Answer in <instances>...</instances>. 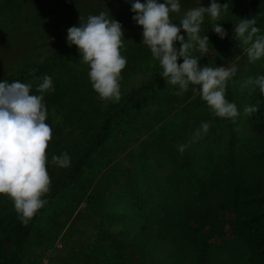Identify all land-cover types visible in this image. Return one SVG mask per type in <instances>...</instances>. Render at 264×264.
Here are the masks:
<instances>
[{
  "label": "rangeland",
  "instance_id": "1",
  "mask_svg": "<svg viewBox=\"0 0 264 264\" xmlns=\"http://www.w3.org/2000/svg\"><path fill=\"white\" fill-rule=\"evenodd\" d=\"M132 2L135 0H0V74L8 66H19L18 69L22 70L29 64L28 68H39L48 58L60 57V50L56 48L52 51L51 46L44 50L35 48L33 56L32 51H27L28 48L32 49L37 34L42 38L45 36L48 41L67 39V30L86 22L89 15L108 12L109 18L121 24L124 39L142 36V28L132 20L135 15L131 11ZM140 2L144 3L145 0ZM202 4L203 7L209 6L205 2ZM251 6V10L247 11L245 9L249 5H227L215 23L223 24L225 30L227 25L236 26L240 19H251L253 16L257 22L255 26L260 29L257 35H264V24L258 23V19H264V11L260 12L261 8L256 5ZM180 7V13L173 14V23L178 24L176 20L188 10V5ZM205 17L213 23L209 16ZM226 42L230 43L224 44ZM35 46H41V43ZM247 47L233 32L224 39L219 38L216 46L208 47L207 54L199 52L196 55L201 59V66H234L237 69L227 82L225 91V98L234 103L240 113L235 122L216 117L202 101L198 91L188 99L187 92L177 95L178 86L169 85L166 81L162 87L166 94L158 99L157 106L145 108L146 104L136 103L135 108L129 107V111L121 115L119 131L109 138L103 149L99 148L90 156L87 170L80 181L78 178L69 182L62 193L40 209L26 226L17 220L9 249L0 264H58L60 259L55 252L64 244L66 228L52 235L50 224L58 213L59 203L66 201L62 194L69 187L79 185L83 188L86 183H89V188L86 189L85 198L91 200L94 209L102 213L103 204L111 207L112 215L105 216L107 224L122 226L126 237L146 230L152 232L154 237L163 235L165 243L170 244V240L175 243L171 257L175 258L180 250L185 251L182 264L192 263H188V247L178 239V225L185 240L198 246L199 258L204 264H210L215 258L214 248L220 254L227 255V259L222 257L229 264H262L256 245L238 227L249 212L259 207L258 200L250 194L264 188V112L257 117L253 113L244 115V108L257 106L258 97L262 98V95L258 88L253 90L249 86L242 90L241 87L249 78L264 75V58L250 63ZM27 54L31 57L29 63H26ZM26 72L23 73L24 77H32V72ZM6 73L4 81L7 79L8 83L18 81L20 77L18 71L8 70ZM174 97L178 101L172 107L170 102L174 101ZM152 108L156 111L161 109L157 115H152L151 122L154 124L153 131L158 132L159 136L153 140L148 139V134L130 137L134 127L138 128L144 119L150 117L146 113ZM203 124L208 125L206 132ZM171 133L177 142L172 139L164 141L160 136L166 137ZM180 145H187L182 154L178 150ZM110 153L111 157L107 156ZM125 169L127 175L124 179L120 177L117 188L132 186L135 173L139 178H151L152 184L140 197L129 194L120 197L118 193L102 202L104 190L103 183L97 184L99 177L103 174V180L106 179V186H109L114 184L113 178L119 177L118 174ZM97 171L99 174L93 177ZM155 175L160 179L159 187L153 185L157 184L152 181ZM197 184L201 185L200 191ZM6 199L0 196V203ZM86 199L79 207L87 204ZM59 209L62 211L61 207ZM115 209H120L121 215ZM77 211L70 216L71 221L76 219ZM3 230L2 225L0 239L6 233ZM114 230L109 234L110 239L118 233L117 229ZM152 251L157 252V247H153ZM89 259L82 255V260L78 258L73 264H87L86 260ZM156 260H160V264H170L160 257Z\"/></svg>",
  "mask_w": 264,
  "mask_h": 264
},
{
  "label": "trees",
  "instance_id": "2",
  "mask_svg": "<svg viewBox=\"0 0 264 264\" xmlns=\"http://www.w3.org/2000/svg\"><path fill=\"white\" fill-rule=\"evenodd\" d=\"M158 2L163 3V0H158ZM202 2H205V5L210 4L208 0H180L179 4L180 6L188 5L189 10L197 7L196 5H203ZM217 2L221 5L225 3L227 5H249L245 9L247 11L251 10V5H256L258 8H261V10H257L260 12L264 11V0H217ZM173 14H170L172 22H174ZM221 19L223 20L224 18ZM225 20L228 21L226 18ZM225 20L224 22H226ZM258 23L264 24V19H258ZM222 25L220 24L221 27ZM201 26H203L200 32L201 36H212L211 39L208 38V47L216 46L219 36L212 31L213 23H210V20L204 17ZM234 28L235 26L227 25L225 27L226 33L232 34ZM210 30L212 33H210ZM37 35L38 38L33 40L32 49L28 48L27 52L32 51L33 56L35 48L44 50V48L46 49L51 46L52 51H55L56 48L60 50V57H56V59L48 58V60L42 62L39 68H33V66L28 68L29 64L22 65L24 66L22 70L18 69L19 66L13 68H9L8 66L5 72L2 75L0 74V82L4 81L7 75L6 71H18V76L20 77L17 80L21 83H31V94L39 95L36 88L42 82L40 78L44 75L52 78L54 91L46 93L44 96V103L47 107L46 123L51 126L53 134L52 140L46 150L48 157L47 171L51 178V185L49 193L43 197L48 201L47 204H49L53 202L57 194L62 193V189L69 182L76 181L78 178L79 181L81 180L82 174L87 170L86 167L88 166L90 156L99 148L103 149L109 138L119 131V127L121 126L119 119L122 117V114L129 111V107L135 108L139 103L146 104L145 108H151L156 105L158 99L166 94V92L163 93L162 91L163 83L166 80L161 76L162 69L159 66V61L155 60L151 55L150 49L142 44V36L134 39L132 37L126 38L120 49L121 55L127 60L126 67L121 73V100L118 103L102 102L91 86L88 76L90 69L88 65L81 62L82 58H80L77 48L74 45L69 47L67 39L61 41L52 39L48 41L45 36L42 38L39 34ZM180 35L186 34L181 31ZM38 43H41V46L36 47L35 44ZM227 43L229 44L230 42L224 44ZM175 47L177 50L179 49V42H176ZM67 52L69 54H65ZM198 53V51H193L192 55L198 58L196 56ZM27 60L28 62L26 63H29L31 60L29 55L27 56ZM200 61L201 59H199ZM182 62V59L178 60V63ZM25 71H27L26 73L32 72V77H24L23 73ZM5 81L8 82L7 79ZM190 88L191 85L187 91L188 96L186 97L188 99L194 96V92ZM173 100L172 103L170 102L172 107L177 104L178 98L174 97ZM263 100L264 96L262 98L258 97V101L262 105H260L257 112L253 113V116L257 117L262 111L264 112ZM159 110L161 111L160 108L157 111L160 112ZM157 111L156 109L153 110V108L150 109L146 113L150 117L144 119L138 128L134 127V131L131 132L130 137L136 138L148 134V139L153 140L155 136H159L158 132L153 131L154 124L151 123L152 115H157ZM160 136L163 137L164 141L172 139L173 142H177L172 137V133L166 137L162 134ZM159 141L161 144V140ZM64 152H67L71 159L70 166L68 168H59L53 165L51 157L53 155L59 156ZM112 152L116 154L115 151ZM111 155L112 153L107 154L110 157ZM74 156L76 157L74 158ZM126 170H123L120 174L117 173L120 176L114 177V184H110L109 186L108 184L106 186L107 181H105L106 179L103 180V174L99 177L97 184L103 183L104 190L102 202L106 201L109 196H116L118 193H120V197H127L126 195L128 194L140 197L146 192L145 189L152 184L150 183L151 178H139L135 173L131 180L133 182L132 186L122 189L117 188L116 184H119L120 177L124 179L127 175ZM98 172L93 177H96L99 174ZM124 172L126 173L123 176ZM152 181L157 183L153 185L158 186L160 184V179L156 175L152 177ZM98 187L99 185L96 188ZM196 187L199 191L201 190L200 184H197ZM88 188L89 183H86L83 188H80L79 185L69 187V190L62 194L66 199L65 203L62 201L59 203L62 211L58 206V213L56 212V216L50 224L49 230H51L52 235L58 233L63 227L66 228L64 232V244L61 248L56 249L55 252L56 257L60 259L57 262L58 264H73V261L78 258L82 260V255L90 258L86 260L87 264H160V260H156L158 257L169 261L170 264H182L184 258L182 255H184L185 251L180 250L175 258L171 257L173 256L171 252L175 249V243L172 240H170V244L165 243L163 235L154 237L152 232L146 230L143 233H136L133 237H126V234H124L125 229L122 226L113 227L112 224H107L105 216L112 215L111 207L109 208L104 202L102 213L94 209L91 200L85 198L86 189ZM250 196H254L253 198L258 200L259 207L249 212L238 227L256 245L262 264H264V188L258 192L251 193ZM83 199L88 200L87 204L79 207ZM6 200L0 203V227L3 225V231L6 232L0 239V260L7 254L11 234L15 230L18 220L12 202L8 198ZM76 210H78L74 216L76 219L71 221L70 216ZM115 210L118 215H121L120 209ZM53 222H55L54 225H52ZM178 228V231H176L178 239L188 247V263L204 264L202 259L199 258L200 251L198 246L192 244L189 240H185L181 235L182 228L179 225ZM114 229H117L118 233L115 234V238L111 237L110 239L109 234L111 235V232L115 231ZM129 242L130 244L127 245ZM155 246L157 247V252L152 251V248ZM213 250L216 251L215 258L210 264H229L227 263L228 260H224L222 257L228 258L225 253L220 254L215 248Z\"/></svg>",
  "mask_w": 264,
  "mask_h": 264
},
{
  "label": "clouds",
  "instance_id": "3",
  "mask_svg": "<svg viewBox=\"0 0 264 264\" xmlns=\"http://www.w3.org/2000/svg\"><path fill=\"white\" fill-rule=\"evenodd\" d=\"M227 3L221 5L210 0L208 7L201 4L187 10L179 23H173L170 14H179V0H135L131 11L132 20L142 28V44L150 49L152 57L159 61L161 76L169 85L178 86L177 95L192 87L199 92L202 101L219 118L235 119L240 115L234 103L225 98L227 82L237 69L233 67L201 66L193 51L207 54L209 40L201 36V25L205 15L213 22L212 31L224 39L226 31L215 23L221 16ZM81 18L79 17V20ZM256 20L240 19L233 29L236 38L247 45V57L250 63L264 58V35H257L260 29ZM181 31L186 35H180ZM123 29L118 21L109 18L108 12L89 15L86 22L67 30V44L75 46L81 62L89 67V80L98 98L102 102L118 103L121 100L120 80L127 60L121 55ZM176 42L180 47L177 50ZM182 59V63L178 60ZM32 75V73H30ZM36 91L31 94L32 84L19 81L0 82V196L7 197L23 225H27L35 214L42 209L47 200L51 178L47 171V148L52 140V128L46 123L47 107L44 103L46 93L53 92L52 78L44 75ZM259 89L264 96V75L249 78L243 88ZM257 106H246L244 115L258 111ZM206 132L207 124L202 125ZM187 145H180L182 154ZM53 165L68 168L71 159L67 152L51 157Z\"/></svg>",
  "mask_w": 264,
  "mask_h": 264
}]
</instances>
